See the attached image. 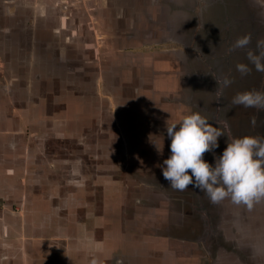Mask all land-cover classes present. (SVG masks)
Wrapping results in <instances>:
<instances>
[{"label":"rangeland","instance_id":"rangeland-1","mask_svg":"<svg viewBox=\"0 0 264 264\" xmlns=\"http://www.w3.org/2000/svg\"><path fill=\"white\" fill-rule=\"evenodd\" d=\"M178 4L180 13H168L179 10L168 7L157 16L155 26L163 29L167 25L174 37L191 41L200 51L194 56L199 63H185L183 69H177L175 75L183 83L181 97L167 93L162 97L150 90L148 97L143 96L144 83L128 70L132 64L127 53L131 50L122 45L134 35L132 30L101 31L96 23L98 12L85 11L92 17L85 13L82 25V20H74L75 10L69 8L66 31L46 35L41 41L45 45L0 49V78L10 99L19 90L28 91L27 108L37 104L40 96L47 105L44 120L48 115L46 124L53 126L37 134L26 133L27 144L33 142L25 150L27 160L32 155L39 161L38 170H46L49 184L38 187L43 191L31 209L33 215L25 211L34 222L24 226L23 264H264V198L251 210L233 204L230 198L214 204L194 184L185 191L172 189L158 166L171 155L166 122L175 123L163 118L164 110L175 116L170 107L178 101L184 103L183 116L199 111L223 131L219 147L203 156L213 166L216 156L227 147L224 127L231 134V125L246 124L248 136H264V110L231 102L237 93L264 90V72L256 71L246 50L229 51L245 35H251L249 47L253 49L258 39H264V0H178ZM189 10L197 19L184 18ZM45 20L42 17L39 22L42 30L54 28L51 24L47 27ZM104 20L116 21L113 14ZM147 37L150 45H155L154 51H160L162 42L157 43L156 35L142 39ZM222 44L228 48L221 52ZM119 59L120 76L130 82V94L120 87L123 81L115 71ZM188 59L194 62V58ZM238 63L251 72L242 75L236 69ZM145 72V81L152 80L151 72ZM225 78L231 80L228 86L217 85L216 80ZM173 84L161 80L155 86L167 90ZM143 88L148 90L150 82ZM161 97L159 103L167 107L157 110L165 124L150 119L154 116L151 103ZM129 104L130 112H126ZM77 117L75 127L72 121ZM154 124L164 127L166 134L154 132ZM56 125L67 129L66 133ZM140 127L143 129L138 132ZM149 139L153 141L150 146ZM137 140L146 143L134 146L132 142ZM134 154L136 159L129 160ZM105 202L107 208L103 209ZM7 212L9 216L17 214L10 206Z\"/></svg>","mask_w":264,"mask_h":264},{"label":"crops","instance_id":"crops-1","mask_svg":"<svg viewBox=\"0 0 264 264\" xmlns=\"http://www.w3.org/2000/svg\"><path fill=\"white\" fill-rule=\"evenodd\" d=\"M168 7L179 9L178 11L168 12L174 14L180 13L182 9L180 4H178V0H0V49L13 48L17 50V48L22 49L30 47L38 49L39 44L44 43L41 42L42 38H47L46 35L48 36L52 33L55 34L61 31H66L65 29L68 27L69 16L65 12L69 11V8L75 10L72 11V15L76 16V19L74 20H77V23H81L82 20V25H84L83 22L85 21L83 15H85L86 12H98L100 20H97L98 22L96 21V23H99L98 27L101 31L103 30L112 33L115 29L116 31H121V28L124 27L129 28L130 31L132 30L134 35H129L125 39L126 41H123L124 43L122 45L131 50H128L127 53L128 62L132 64L131 68L128 70L130 75L136 76L142 84L144 83L142 86L143 96L148 97L147 91L150 90L151 93L159 94L162 97L166 95V93L178 94L177 96L181 97V86L183 83L181 82L182 78L175 75L177 69L179 66V68L183 69L185 63L191 65L199 63L197 61L199 58L194 56L200 55V51L197 47L193 46L191 41H188L187 39L183 40L181 36L174 37L169 31L167 25H163V29L160 27L157 28L159 25L155 26L158 22L157 16L162 14L164 10H167ZM87 13L86 15L91 18L92 16H89ZM111 14L114 15L115 22L111 20L107 22L104 20V18L108 19V15L110 16ZM121 14L124 15L123 21L120 20ZM42 17L48 20V23L45 20V25L47 24V27L51 24L54 28L51 29L48 27V29L45 28L42 30V28H40L41 24H39ZM189 17L197 19L196 13L192 10L184 13V18L187 19ZM199 18L201 17L199 16ZM14 27L17 28L14 29ZM132 32H130V34ZM152 33L156 35V39L158 40L157 43L162 42L159 44L160 51H154L155 45H150L152 42L149 43L151 40L148 39V37L145 41L142 39L143 36L145 37ZM50 38L52 39L51 36ZM149 38H152V35ZM66 43L67 41L64 42V44ZM118 48L123 47L119 45ZM186 48L189 52L184 50ZM227 48L226 44H222L220 47L221 52L225 51ZM177 50L184 51L178 52ZM163 54H165V56H163ZM0 56H2V54H0ZM188 57H191V59L194 58V62L189 60ZM121 63L122 62L119 59V67H117L115 71L117 70L120 81H123V83H120V87L128 90L130 94V82L124 75L120 76L122 73L120 71L122 67L120 66ZM143 70L151 72L150 77L152 80L149 78L145 81L147 74L146 72L143 73ZM0 73L2 76V68H0ZM129 73H127L128 76ZM1 78L0 264H23L25 258L24 240L26 238L24 226L25 224H33L34 222L32 217L26 216L25 211H28V215H31V213L33 215L31 209H35L37 206L36 201H39L40 195L43 191V188H40L39 190L38 187H45L49 184L47 182L48 176L46 170L45 172L38 170L39 161L36 160V158L32 159V155L29 157L30 161L27 160V153L25 155V150L28 149L27 146H30L33 142L27 144L26 133L32 132L37 134L36 132L39 133L42 130L44 131L45 128L53 126L51 124H46L48 115L44 120V114L47 113L45 110L47 105L40 100V96H38L39 99L37 104L29 105L26 108L24 105L31 98L28 91L19 90V92L16 93V97L13 96L10 99V91L6 86V83H1ZM4 80L6 81V78H3V81ZM161 80L172 81L174 86L170 89L167 88V90L158 89L155 86V83ZM148 81L150 82V88L145 90L143 87ZM119 93H121V91H119ZM126 94L128 95V93ZM19 95L20 97H18ZM162 97L160 99H153L151 109L154 116L150 117V119L155 118V122L165 124V120L160 118L162 115H160L158 112L159 110H157V108L161 106L167 107L166 105L159 103L161 102ZM155 103L157 104L155 105ZM182 104H184L182 101H178L176 106L170 107L174 110L173 114H175V116L167 115V111L164 110L165 116H163V118L168 117V119H166L167 121L178 122L180 117L185 114V112H183L184 108ZM128 106L126 112H130L131 105L129 104ZM148 111L150 112V110ZM70 112L72 114L76 113V111L73 112V110ZM180 113L181 116H179ZM37 114H40L39 118L36 117ZM52 118L55 120L54 117ZM78 118L79 117L72 121L75 123V127H77ZM146 118L149 117L146 116ZM58 125L61 124L58 123ZM58 125H56L57 129L61 127ZM161 128L164 129V127ZM161 128L156 124L152 125L154 132L163 135L164 130ZM142 129L143 128L140 127L138 132ZM66 130L67 129H64L63 127V129H59L58 131L66 133ZM154 139H156V137H154ZM137 141L132 142V144L134 146L138 145L139 141ZM143 143H146V141H141L139 144L143 145ZM147 143L150 146L153 144V141L149 139ZM136 157L135 154L130 155L129 160H135ZM106 205L107 203L105 202L103 209L107 208ZM9 206L16 210V215L9 216V213L7 212V207ZM20 210H22V214H20ZM31 220L33 222H31ZM28 239L36 240V237H29ZM113 255L117 256L115 253ZM201 258L202 257H200V259Z\"/></svg>","mask_w":264,"mask_h":264},{"label":"clouds","instance_id":"clouds-1","mask_svg":"<svg viewBox=\"0 0 264 264\" xmlns=\"http://www.w3.org/2000/svg\"><path fill=\"white\" fill-rule=\"evenodd\" d=\"M251 43V35H245L238 38L229 51L246 50L247 59L256 71L264 72V39L257 40L255 49L249 47ZM236 69L242 75L251 72L243 63H238ZM216 82L226 87L231 80L225 78ZM221 96L222 91L218 93V101ZM231 102L264 110V90L237 93ZM209 121L197 111L184 115L178 122H166L171 155L158 165L163 177L174 190L185 191L190 184H194L214 204L230 198L233 204L244 205L251 210L256 202L264 198V136L228 137L227 147L222 155L216 156L213 166L205 162L203 156L219 147L218 138L224 133Z\"/></svg>","mask_w":264,"mask_h":264},{"label":"flooded vegetation","instance_id":"flooded-vegetation-1","mask_svg":"<svg viewBox=\"0 0 264 264\" xmlns=\"http://www.w3.org/2000/svg\"><path fill=\"white\" fill-rule=\"evenodd\" d=\"M217 96H218V94H217ZM247 125L245 124V127H246ZM239 127H240V136L241 137H244V136H248V133H249V128H245L244 126H243V124H239ZM239 127H238V125H237V127H234V126H232L231 125V136L232 137H234V138H238V130H239ZM220 128V127H219ZM228 128V127H227ZM222 129H223V127H222ZM224 129H225V127H224ZM226 130V129H225ZM230 133V132H229Z\"/></svg>","mask_w":264,"mask_h":264},{"label":"water","instance_id":"water-1","mask_svg":"<svg viewBox=\"0 0 264 264\" xmlns=\"http://www.w3.org/2000/svg\"><path fill=\"white\" fill-rule=\"evenodd\" d=\"M226 129V128H225ZM226 132H227V137H232L231 135H230V133L228 132V130L226 129Z\"/></svg>","mask_w":264,"mask_h":264}]
</instances>
